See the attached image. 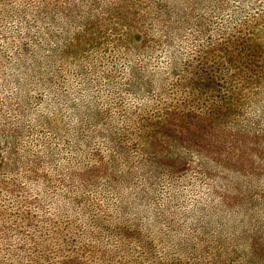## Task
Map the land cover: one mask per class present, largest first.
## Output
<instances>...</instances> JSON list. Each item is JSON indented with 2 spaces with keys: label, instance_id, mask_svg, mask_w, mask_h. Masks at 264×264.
I'll return each mask as SVG.
<instances>
[{
  "label": "rangeland",
  "instance_id": "obj_1",
  "mask_svg": "<svg viewBox=\"0 0 264 264\" xmlns=\"http://www.w3.org/2000/svg\"><path fill=\"white\" fill-rule=\"evenodd\" d=\"M58 1L0 0V264H264V0H75L69 34ZM39 25L94 38L57 71Z\"/></svg>",
  "mask_w": 264,
  "mask_h": 264
},
{
  "label": "trees",
  "instance_id": "obj_2",
  "mask_svg": "<svg viewBox=\"0 0 264 264\" xmlns=\"http://www.w3.org/2000/svg\"><path fill=\"white\" fill-rule=\"evenodd\" d=\"M60 1H62V0H59L58 2H60ZM79 3L80 2L77 3L75 0H64L62 3V4H65L64 6L55 5L54 9L60 12L61 18H62V20H64L62 27H63V30L66 31V32L63 31L65 34H69V29H70L69 27H73L72 24H74V28H75V25H76L75 21L77 19V15H78V12L75 8L78 6ZM40 18H41V16H40ZM42 25H44V24H42ZM52 27H53V25L47 26V27H41L39 25L36 27L35 31L32 34H34V35L39 34L38 33L39 31L43 34L44 45H42V46L43 47L45 46V48H47V46H50V47H48L49 49H47V52H49V50L51 51L50 54H47V56H48L47 58H49V65H52L55 70L57 67V71H59V69L63 67L62 64H63L64 58L70 57L73 54L76 57L78 56V58H80L82 56L83 51L88 49L90 43H92V39L94 38L93 27L87 28V30H85L82 25H79L78 27H76L77 30H75V29H74L75 31L73 30V32H72L73 34L70 33V34H72V37H68L69 35H66L64 37V35H62L61 32L58 33L60 35H57V33L53 32ZM81 27H83V28H81ZM85 27H87V26H85ZM45 28L47 29V31H45ZM12 30L15 31L16 29L13 28ZM12 30H11V33H12ZM89 31H90V33H92L93 36H90V37L86 36V32H89ZM55 36L60 37V39H57ZM247 42H249L250 46L252 43L253 48H254V46L257 47V46L261 45L255 41H253V40L252 41H245V43H247ZM61 44L63 45V47H62L61 51H58L56 54L57 47L61 46ZM42 46L37 48V49H34L33 46L29 45L25 48L26 52H28L27 54L29 56H31L30 57L31 59H29V61L32 62L33 64L36 62V65H38V60L40 58H37V57H39L41 55V53L44 52V51H42L43 50ZM0 48L5 50L4 46H2V47L0 46ZM245 50H246L245 56H247L249 62L250 61L257 62L252 57L253 56V54H251L252 52L250 50L248 51V49H245ZM238 52L240 54V50H238ZM229 56H232V55H229ZM203 57H205V56H203ZM27 58H28L27 56H24L21 59H26V61H27ZM17 60H20V58H18ZM17 60H15V61H17ZM80 61L81 60L79 59L78 64L80 63ZM189 62H191L193 64V69H191L193 71V73H196V74L200 73V75H203V76L205 75V77L202 76V77L191 78L190 88L197 89L198 92H200L201 94L206 93L207 95L216 96V97L221 96L222 97V89H223L222 87L225 84L224 81L226 80V78H224V72L226 70H228L226 68V66L224 64H219V63L218 64H208V63H206V61H203V60H200L197 63H194L192 61H189ZM18 65H21V62H18ZM188 84H189V82H188ZM65 97H66V95H65ZM84 105L86 107H84ZM78 110L79 111L82 110V112H81L82 118H80V120H79V123H80L79 131H81V133L82 132L86 133V131L89 128L87 124L89 121H91V119L88 117L84 118L86 116L85 113L87 111L91 112L92 110H94V106H93V104H90L88 102V99H85L83 96L81 98V103L78 106ZM91 117H92V115H91ZM82 125H83V127H82ZM0 146H1V140H0ZM2 163H4V157L0 153V165ZM224 206L227 207V205H225V204H224ZM219 220H221V219H219ZM221 221L223 222V220H221ZM24 222H26V223H24ZM33 222H34L33 217L28 216V214H24L19 219V222H18L16 228L19 232H22L21 229H22L23 225H25V224L33 225ZM221 224H223V223H221ZM48 232L50 233V231H48ZM68 234L72 236L68 240V249H73V244L75 243V239L72 241L74 232L73 231H70V233L67 232L66 235L69 236ZM50 236L53 237V234L52 233H51V235L45 234L44 236L41 237V240L44 243L43 250L45 249V251L47 253L49 252L48 254H51L50 253L51 244L49 245ZM55 238H56V240H57V238H59V240H61V236H59V235L58 236L55 235ZM31 240H32V238H31ZM69 258H70V256H69ZM67 261H68V257H67V259H63L59 262L64 264Z\"/></svg>",
  "mask_w": 264,
  "mask_h": 264
}]
</instances>
